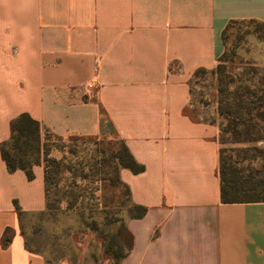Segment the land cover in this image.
<instances>
[{"label": "crops", "instance_id": "obj_1", "mask_svg": "<svg viewBox=\"0 0 264 264\" xmlns=\"http://www.w3.org/2000/svg\"><path fill=\"white\" fill-rule=\"evenodd\" d=\"M251 20L264 0H0V146L23 114L123 142L144 171L120 179L147 211L125 218L119 264H264V203L221 202L219 128L191 113L196 73L217 67L229 23ZM33 174L0 155V264H47L22 230L47 209L44 166Z\"/></svg>", "mask_w": 264, "mask_h": 264}, {"label": "rangeland", "instance_id": "obj_2", "mask_svg": "<svg viewBox=\"0 0 264 264\" xmlns=\"http://www.w3.org/2000/svg\"><path fill=\"white\" fill-rule=\"evenodd\" d=\"M225 37V80L234 81L232 89L241 88L242 92L249 85L264 98V26L237 21ZM218 85L213 71L193 79L191 113L199 121L215 124L219 140ZM220 147L234 159L252 155L237 152V146L230 144ZM247 147L264 151L261 141ZM46 153L34 149L30 163L44 165L45 157L54 159L60 163L61 173L58 184L47 188L45 212L22 220L27 247L43 254L47 264H106L108 249L119 244L123 251L127 247L124 221L135 215L120 181L127 163L123 144L116 138H50Z\"/></svg>", "mask_w": 264, "mask_h": 264}, {"label": "trees", "instance_id": "obj_3", "mask_svg": "<svg viewBox=\"0 0 264 264\" xmlns=\"http://www.w3.org/2000/svg\"><path fill=\"white\" fill-rule=\"evenodd\" d=\"M235 22L237 21L229 23L223 32V42L225 45L226 33L230 25ZM248 22L264 26L262 22L253 20ZM225 56L226 47L225 53L220 58L217 67L213 70L214 74L219 78L218 112L222 120L220 139L218 141L220 145L230 144L237 146V152H252V155L250 157L243 155L242 157H238V159L237 157L234 159L232 156L226 154L224 149H220L219 177L221 183V202L225 205L264 203V151L247 147L259 141L264 143V98L263 96H258V91L251 89L249 85L243 88V92L241 88L234 87L232 89L234 81L228 82L225 80L227 70L224 63ZM205 72L207 71L199 70L195 77ZM50 138L60 139L61 137L43 128L39 122L32 119L29 115L23 114L14 120L11 124L10 139L0 146L1 158L5 162L9 172L23 171L29 180H33V168L39 164H31L29 158L34 149L39 154L40 152L47 154L46 142ZM121 143L123 144L127 160L123 169L130 170L135 174L143 172L144 167L136 162L124 143ZM46 158L43 166L47 195L48 186L58 184L61 165L54 159L47 160ZM121 184L127 189L130 198L128 187L122 181ZM131 208L135 212L133 216L139 218L143 217L147 211L144 207L140 206L132 205ZM16 210L19 216L22 217L23 214L19 207H16ZM11 241L12 233L10 230H7L3 236L2 244L4 247H7ZM106 254L113 258L115 264H119L118 262L122 254L118 246L111 247V249L107 250Z\"/></svg>", "mask_w": 264, "mask_h": 264}]
</instances>
